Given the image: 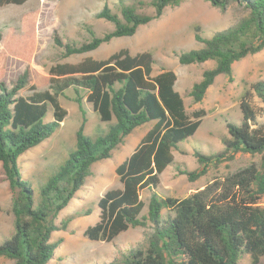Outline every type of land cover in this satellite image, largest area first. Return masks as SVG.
Instances as JSON below:
<instances>
[{"label":"trees","instance_id":"obj_1","mask_svg":"<svg viewBox=\"0 0 264 264\" xmlns=\"http://www.w3.org/2000/svg\"><path fill=\"white\" fill-rule=\"evenodd\" d=\"M28 1L0 0V8ZM147 1L154 11L151 16L138 14L122 0L120 16L105 6L94 17L114 29L102 37L91 33L87 43L77 45L54 33L52 43L58 54L48 69L49 86L44 91L29 85L26 73L10 87L3 82L10 59L26 65L33 61L39 11L21 17L19 35L8 31L3 36L0 30V164L11 193L13 217V234L0 242V258L13 264H49L61 243L54 242L53 235L65 231L74 217L60 224L57 219L84 187L92 167L111 159L136 129L154 123L115 169L120 188L107 191L98 200V221L86 229L84 238L112 244L129 229H147L142 246L121 252L108 264H238L242 257H248L250 264H260L264 259V208L260 206L264 198V132L251 105V92L240 97L241 123L225 121L224 151L210 156L194 151L199 170H179V174L195 182L207 174L212 163L230 162L237 154L259 156L260 161L214 180L184 199L163 198L155 192L159 176L174 164L173 153L186 155L181 144L195 135L205 112L186 113L175 90L176 75L164 66L154 74L158 62L150 53L132 56L123 49L105 60L65 62L95 52L114 39L133 37L140 27L158 20L165 9L187 0ZM204 1L220 10L236 6L245 14L209 39L202 38L195 27L194 40L202 47L174 53L181 66L215 63L192 86L189 97L194 104L203 101L219 76L232 82L233 64L264 51V0ZM70 88L77 95L75 103L81 107L84 100L90 105L106 130L91 139L83 133L84 119L66 161L41 178L35 192L22 180L18 159L60 128L66 112L58 97ZM251 91L264 103V82L252 84ZM49 107L52 118L47 121ZM143 191H150L145 216L140 198Z\"/></svg>","mask_w":264,"mask_h":264},{"label":"rangeland","instance_id":"obj_2","mask_svg":"<svg viewBox=\"0 0 264 264\" xmlns=\"http://www.w3.org/2000/svg\"><path fill=\"white\" fill-rule=\"evenodd\" d=\"M120 0H29L22 6L9 5L0 8V30L3 36L8 31L14 35L20 34L21 17L31 10L39 11L37 27V48L31 64L26 65L10 59L3 82L7 87L17 81L23 74L28 75L29 85L44 91L49 86L48 69L54 65L58 54L52 43V35L57 33L69 42L81 45L91 40V33L102 37L114 29L113 25L103 20L95 19V15L105 6L118 16ZM125 5H133L138 14L153 15L154 11L147 0H122ZM244 12L236 6L224 10L213 8L204 0H187L178 7L164 10L163 15L146 26L140 27L131 38L114 39L102 45L98 50L87 55L75 56L66 63L76 64L86 58L105 60L120 50H128L134 56L140 53H150L158 62L154 74L164 66L176 75L175 90L180 94L186 113L204 111L205 117L192 138L184 141L181 146L186 155L173 153L174 164L169 166L159 176L157 192L163 198L184 199L196 191L203 189L214 180H222L227 175L236 172L252 163L260 161L259 156L237 154L230 162L209 166L207 174L195 182H190L179 170L198 171L199 164L194 151L210 156L224 151L222 139L228 137L225 121L240 124V97L244 92H251V105L257 111V120L264 132V103L251 91V85L264 82V51L249 56L232 66V82L225 76H219L208 89L200 104H194L189 97L192 86L201 80L205 70L214 68V62L201 65L181 66L175 52L199 49L202 45L194 40V28L199 27V35L209 39L215 32L223 31L240 18ZM27 90L21 95H25ZM79 96H84L79 91ZM77 95L74 89L66 90L58 97L60 107L66 112V117L60 128L44 143L28 151L18 159L22 180L28 183L35 192L38 191L41 178H46L51 169L59 167L67 159V154L75 145V135L85 119L83 133L89 138H95L106 130V124L100 122L98 114L83 100L82 106L75 103ZM84 114V115H83ZM52 118L49 107L46 120ZM149 123L136 129L123 144L113 153L112 158L95 164L91 176L84 187L76 194L66 209L59 215L60 224L70 217L74 219L65 231L53 235V241H61L55 252L54 259L49 264H108L120 257L121 252L140 247L144 244V234L147 229H129L121 234L112 244L90 242L83 234L88 227L98 221V200L109 190L120 188L115 175V169L124 162L136 149L146 132L153 126ZM0 164V242L13 234V217L10 212L11 193L5 182ZM150 191L141 193V201L145 204L142 216L147 213ZM264 208V198L260 202ZM90 212L88 216L86 214ZM0 264L13 262L0 258ZM238 264H250L248 257H242ZM260 264H264L261 259Z\"/></svg>","mask_w":264,"mask_h":264},{"label":"crops","instance_id":"obj_3","mask_svg":"<svg viewBox=\"0 0 264 264\" xmlns=\"http://www.w3.org/2000/svg\"><path fill=\"white\" fill-rule=\"evenodd\" d=\"M27 3V2H26ZM38 25H39V20H38Z\"/></svg>","mask_w":264,"mask_h":264}]
</instances>
